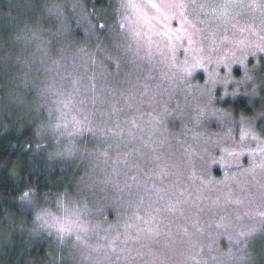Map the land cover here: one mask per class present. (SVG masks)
Returning a JSON list of instances; mask_svg holds the SVG:
<instances>
[{
    "label": "rangeland",
    "instance_id": "1",
    "mask_svg": "<svg viewBox=\"0 0 264 264\" xmlns=\"http://www.w3.org/2000/svg\"><path fill=\"white\" fill-rule=\"evenodd\" d=\"M79 2L84 18L90 20L84 1ZM111 2L109 22L115 24L119 19L114 12L118 0ZM236 11L239 10L229 9L223 18L217 13L207 18L209 23H197L207 33V38L198 37L203 40L199 44L203 51H186L188 44L184 41L175 53L178 63L171 65L154 51L151 61L146 57L136 64L120 60L117 68V53L113 51L117 36L115 31H109L106 39H111L112 47L105 43L93 55L94 63L99 58L100 67L90 77L91 87L83 97L82 111L90 118L91 126L94 122L104 130V137L112 145L110 149L89 147L90 151L108 152L107 159L103 157L107 168L99 179L117 185L121 191L113 194L115 203L102 216L94 213L92 221L99 225V236L107 237L99 241L97 251L82 253L66 245L53 228L50 235L42 237L50 251L42 264H212L216 248L225 247L230 235L255 222V214L264 210V201L259 198L264 171L257 169L254 175L240 176L241 183L229 178L247 169L251 159L247 153L258 150L250 137L240 140L241 122L251 124L253 134L264 138V51L251 54L261 44L264 32L259 27V9L246 8L241 15H235ZM204 19L200 17L201 21ZM166 23L173 30L181 28L179 21L173 19L161 20L158 29L163 31ZM193 55L201 59V67L194 68L186 79L180 78L183 62ZM187 67H192L191 63ZM225 79L230 82L221 83ZM238 100L255 104L261 111L256 109L254 115L234 113L230 105ZM132 120L140 128H133ZM117 125L123 129V142L109 132L118 130ZM129 131L148 142L149 147L144 149L141 141L130 144ZM86 139L94 143V138ZM35 144L39 150L35 151L40 153L47 147ZM134 147L141 152L136 153ZM241 152L244 154L237 159L235 154ZM50 162L59 163L70 172L58 181L60 192L50 198L60 208L61 194L72 192L74 181L90 173L80 164L68 167L61 161ZM205 177L217 183L201 192L200 181ZM241 184L255 193L251 202L245 199L241 205L226 203L229 192L241 199L247 194L240 192ZM198 193L201 199H197ZM217 200L219 205L214 203ZM150 203L161 209L152 213L160 234L149 237L141 233L137 240V227L146 225L136 215L149 219L146 209ZM166 205H174L175 211H169ZM127 224L135 226L128 229L127 236L131 238L125 245L122 241ZM22 228L17 227L18 236L22 235ZM117 236L113 252L109 244ZM42 238L32 241L43 242ZM256 246L264 252L259 237Z\"/></svg>",
    "mask_w": 264,
    "mask_h": 264
},
{
    "label": "clouds",
    "instance_id": "2",
    "mask_svg": "<svg viewBox=\"0 0 264 264\" xmlns=\"http://www.w3.org/2000/svg\"><path fill=\"white\" fill-rule=\"evenodd\" d=\"M84 17L79 0H0V125L6 117L30 125L36 142L47 145L41 151L49 161L88 169L90 175L74 181L73 191L61 196L68 208L81 210L86 204L82 218L93 220L94 213L102 216L115 203L113 194L121 190L99 179L107 164L100 151L89 150L90 145L106 148L99 125L93 122L95 133L76 127V120H90L82 109L90 77L100 67L93 55L105 43L112 47L109 31L98 28L102 18ZM51 196L34 185L20 194L19 206L31 215L22 228L27 240L50 235L52 218L68 214ZM5 243H11V235L0 229V248ZM214 252L212 264H264V252L239 232Z\"/></svg>",
    "mask_w": 264,
    "mask_h": 264
},
{
    "label": "snow or ice",
    "instance_id": "3",
    "mask_svg": "<svg viewBox=\"0 0 264 264\" xmlns=\"http://www.w3.org/2000/svg\"><path fill=\"white\" fill-rule=\"evenodd\" d=\"M252 9L253 11L259 9L261 12L260 25L261 31L264 32V3L260 0H118V3L114 5L115 16L119 17L115 24L109 22L106 13L99 14L102 18L103 23L98 24L99 29H107L108 31H115L117 36V56H116V67L119 68V61L126 60L131 61L136 64L137 60H142L145 57L151 61L153 59V54L159 52L162 58H164L170 65L172 63H178L175 58L176 51L182 46V42L186 41L188 48L186 51L196 52L203 51L199 48V44L203 40L198 39V37L207 38V33L204 29L198 28L197 23H209L207 19L210 15L215 16L219 13L220 18H223L225 14L228 13L229 9L239 10L235 12V15H241L244 9ZM204 16L203 21L200 17ZM115 18V17H114ZM235 18V16L233 17ZM176 19L179 21L181 28L171 29L170 24L166 23V27L163 31L158 29V25L161 24V20L168 22L170 20ZM159 38V39H157ZM163 45V47H161ZM256 51H264V35L261 36V44L255 46L251 54ZM143 54V55H142ZM171 54V55H169ZM112 59V57H109ZM191 63L192 67H187ZM202 65L201 59L193 55L191 58H186L181 67V72L178 74L180 78L186 79V76L191 74L194 68H200ZM229 79L221 81V83H229ZM264 83V81H262ZM92 90L95 91V85L92 86ZM132 97H129L131 99ZM67 107V105H65ZM111 115V114H110ZM133 128H140V124L136 120L130 122ZM83 125L86 131H91L95 133L97 130L91 126V121L85 117L84 120H76V127L80 128ZM116 131L109 130L112 137L123 142L124 132L123 129L119 128L117 125ZM241 134L240 140L245 141L246 137H250L252 141H255L258 146V150H251L247 154L250 156V164L247 169L242 172L238 171L237 176H232L233 182L241 183L239 181L240 176H245L256 173L257 169L264 171V138H261L257 134H253L251 124H244L241 122ZM99 134L104 137L103 129H99ZM128 137L130 138L128 142L135 145L137 141L142 142L144 149L149 147L148 142H144L141 137L136 136L133 132H128ZM151 139V137H149ZM112 145L107 143L106 139V149H110ZM155 151V149H152ZM136 153H140V148H135ZM244 154L243 152L235 154L237 159L239 155ZM100 155L107 159L108 152H100ZM132 155V153H128ZM143 159V156H141ZM125 164H128V160L125 159ZM138 167V165H137ZM217 182L208 180L205 177L200 181L203 186L200 191L202 192L204 188L211 187ZM218 183H226V181H220ZM157 191H162V189H157ZM241 193H247L243 199L238 196H234L233 193L229 192L225 196L226 203L241 205L244 200L247 199L251 202L252 197L255 193L249 191L243 184L240 187ZM27 196V193H25ZM201 195L197 194V199H201ZM259 198L264 201V183L260 184L259 187ZM162 200L163 197H160ZM215 204L219 205V200L214 201ZM61 207L65 208L67 215L57 218L53 217L50 226L54 228L60 235V239L66 245H71L74 249L80 250H90L97 251L100 247L99 241L101 239H107V237H100L97 229L98 224H93L92 220L82 218V211H86L87 205L85 204L83 209L77 210L76 208H68L64 206L63 198L60 199ZM169 211H175L174 205H166ZM161 209L155 207L153 203H150L146 209V215L149 219H145L139 215H136L138 221H143L146 225L144 228L137 227L136 239L139 240L140 234L143 233L149 237L160 234L159 223H154L156 217L152 215L153 212H159ZM255 222L241 229L239 235L247 239H251L256 242L257 237H259L260 242L264 243V210H260L255 214ZM49 223L48 221L45 222ZM91 225V227H90ZM135 225L127 224L125 227L126 238L122 241L123 244L128 243V239L131 237L127 236L128 229L134 227ZM74 236V241L65 240V237ZM232 239V236H229ZM119 240V236L113 238L109 244V247L113 252L116 251L115 247L112 245L116 244ZM123 251V249H122Z\"/></svg>",
    "mask_w": 264,
    "mask_h": 264
},
{
    "label": "trees",
    "instance_id": "4",
    "mask_svg": "<svg viewBox=\"0 0 264 264\" xmlns=\"http://www.w3.org/2000/svg\"><path fill=\"white\" fill-rule=\"evenodd\" d=\"M83 1L91 19L101 13L110 18L108 8L113 5L112 0ZM230 106V110L239 114L254 115L256 109L261 111L257 105L245 100L234 101ZM35 142L30 125L13 123L7 117L0 125V229L11 235V243L0 248V264H42L50 252L43 238V242H35L27 240L23 233L21 236L16 234L17 227L31 221V215L17 202L20 194L29 185H34L55 196L60 192L58 181L70 173L59 163L50 162L44 152H37Z\"/></svg>",
    "mask_w": 264,
    "mask_h": 264
}]
</instances>
